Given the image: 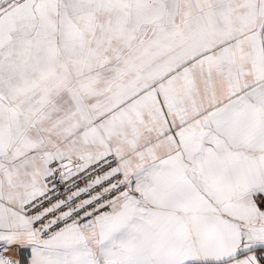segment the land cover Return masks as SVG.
<instances>
[{"label": "snow or ice", "instance_id": "snow-or-ice-1", "mask_svg": "<svg viewBox=\"0 0 264 264\" xmlns=\"http://www.w3.org/2000/svg\"><path fill=\"white\" fill-rule=\"evenodd\" d=\"M0 264H264V0H0Z\"/></svg>", "mask_w": 264, "mask_h": 264}]
</instances>
